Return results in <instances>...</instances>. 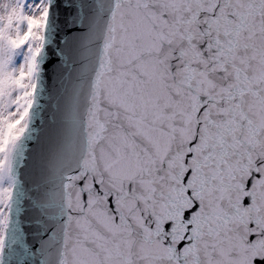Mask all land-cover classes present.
Here are the masks:
<instances>
[{
    "label": "snow or ice",
    "instance_id": "snow-or-ice-1",
    "mask_svg": "<svg viewBox=\"0 0 264 264\" xmlns=\"http://www.w3.org/2000/svg\"><path fill=\"white\" fill-rule=\"evenodd\" d=\"M0 264H264V0H0Z\"/></svg>",
    "mask_w": 264,
    "mask_h": 264
}]
</instances>
